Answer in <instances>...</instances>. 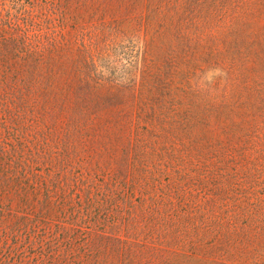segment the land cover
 Listing matches in <instances>:
<instances>
[{"label":"rangeland","instance_id":"374dc122","mask_svg":"<svg viewBox=\"0 0 264 264\" xmlns=\"http://www.w3.org/2000/svg\"><path fill=\"white\" fill-rule=\"evenodd\" d=\"M0 11V264H264V0Z\"/></svg>","mask_w":264,"mask_h":264},{"label":"trees","instance_id":"16d2710c","mask_svg":"<svg viewBox=\"0 0 264 264\" xmlns=\"http://www.w3.org/2000/svg\"><path fill=\"white\" fill-rule=\"evenodd\" d=\"M8 12L11 13L12 11L11 10H8ZM0 14H1L2 17H4L2 11H0Z\"/></svg>","mask_w":264,"mask_h":264}]
</instances>
